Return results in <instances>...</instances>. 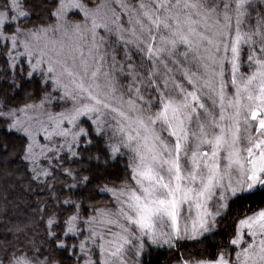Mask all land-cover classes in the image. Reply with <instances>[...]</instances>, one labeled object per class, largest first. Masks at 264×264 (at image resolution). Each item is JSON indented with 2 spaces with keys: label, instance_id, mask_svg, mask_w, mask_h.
<instances>
[{
  "label": "snow or ice",
  "instance_id": "obj_1",
  "mask_svg": "<svg viewBox=\"0 0 264 264\" xmlns=\"http://www.w3.org/2000/svg\"><path fill=\"white\" fill-rule=\"evenodd\" d=\"M0 264H264V0H0Z\"/></svg>",
  "mask_w": 264,
  "mask_h": 264
},
{
  "label": "trees",
  "instance_id": "obj_2",
  "mask_svg": "<svg viewBox=\"0 0 264 264\" xmlns=\"http://www.w3.org/2000/svg\"><path fill=\"white\" fill-rule=\"evenodd\" d=\"M164 259V257H160V260H163Z\"/></svg>",
  "mask_w": 264,
  "mask_h": 264
}]
</instances>
